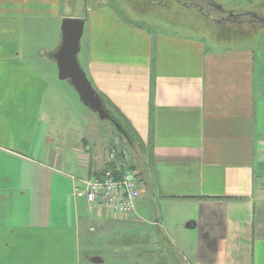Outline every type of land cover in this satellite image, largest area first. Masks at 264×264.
<instances>
[{"label":"crops","instance_id":"0c3cea01","mask_svg":"<svg viewBox=\"0 0 264 264\" xmlns=\"http://www.w3.org/2000/svg\"><path fill=\"white\" fill-rule=\"evenodd\" d=\"M66 7L0 0V264H264V50L161 11L144 27L117 4ZM65 18L85 20L79 63L138 145L129 217L75 195L126 141L58 78ZM62 102L82 121L52 135L45 113Z\"/></svg>","mask_w":264,"mask_h":264},{"label":"rangeland","instance_id":"374dc122","mask_svg":"<svg viewBox=\"0 0 264 264\" xmlns=\"http://www.w3.org/2000/svg\"><path fill=\"white\" fill-rule=\"evenodd\" d=\"M121 4L115 2L117 7L121 6L120 9H123L124 13H135L132 16L123 15V18L128 21L129 19H133L135 17V22H139V25L148 27L149 23L148 20L151 18L153 20L152 14L149 13V8L151 12L162 10V13L170 15L167 18V21L175 22V19L180 20H187L188 22L196 23L197 27H189L194 28L197 33H205L209 39H217L223 44L225 42H234L236 39L233 38L235 35H242V36H251V40L247 42V40L241 42L243 44H249L253 47V50H264V31H260L262 27H260V13H263L262 7L260 4V0H243V1H226V0H153L154 2H149V8L145 2L139 0H122ZM144 1V0H143ZM65 5L68 7L65 8L64 12H68L69 14H76L81 15L83 14L84 10L81 4L74 3L71 0H64ZM72 4V6H71ZM71 7V8H69ZM169 10L172 13H169ZM121 11V12H123ZM139 13V16H138ZM202 16H201V15ZM150 15V16H149ZM263 15V14H262ZM202 17V18H200ZM158 20L162 19L157 17ZM164 19V18H163ZM147 22V23H146ZM228 23H235L238 24L237 27H228ZM221 25H226L227 28L231 29L228 35L222 36L220 32L224 27H220ZM230 26V25H229ZM161 27V26H157ZM247 27V28H244ZM188 28V29H189ZM193 29V30H194ZM245 30H249L250 33H244ZM191 30V29H190ZM191 30V33L194 32ZM252 30V31H251ZM188 31V30H186ZM260 31V32H259ZM259 32V33H258ZM258 34V35H257ZM256 35V36H255ZM232 40V41H231ZM210 44H216V42L208 41ZM240 42V41H237ZM222 44V45H223ZM251 47V48H252ZM61 83V82H59ZM67 85V84H66ZM78 99L79 96L77 95ZM70 105L66 102H62V104L55 106H51L49 111L46 114V122L45 127L47 132L55 135V133L64 131L67 128V123L74 118V120L80 119L82 121L81 115L79 113H74L72 115L70 113ZM95 115V114H94ZM94 117H97L95 115ZM97 120L99 118L97 117ZM111 125L108 122H104ZM112 126V125H111ZM110 126V127H111ZM112 128V127H111ZM65 130H68L65 129ZM46 131V130H45ZM117 145V146H116ZM114 145L115 147H121L127 151V153H131L129 157L131 158V162L135 160V157L139 159L140 152L138 153V145L134 144L133 147H128L129 145L125 142L121 145L118 143ZM114 148V147H113ZM112 148V149H113ZM142 180V179H141ZM141 185V184H140Z\"/></svg>","mask_w":264,"mask_h":264},{"label":"built area","instance_id":"2783aa9c","mask_svg":"<svg viewBox=\"0 0 264 264\" xmlns=\"http://www.w3.org/2000/svg\"><path fill=\"white\" fill-rule=\"evenodd\" d=\"M118 157L119 163L116 162ZM111 159L116 162L113 168L82 181V186L75 188V195L86 201L91 212L104 210L118 217H129L140 197L138 174L131 169V158L126 150H113Z\"/></svg>","mask_w":264,"mask_h":264},{"label":"water","instance_id":"95a60500","mask_svg":"<svg viewBox=\"0 0 264 264\" xmlns=\"http://www.w3.org/2000/svg\"><path fill=\"white\" fill-rule=\"evenodd\" d=\"M85 20L82 18H65L61 25V44L53 54L58 68V78L69 82L77 92L82 104L100 121L109 122L122 132L120 126L109 115L103 101L79 63L81 40L84 34Z\"/></svg>","mask_w":264,"mask_h":264},{"label":"trees","instance_id":"16d2710c","mask_svg":"<svg viewBox=\"0 0 264 264\" xmlns=\"http://www.w3.org/2000/svg\"><path fill=\"white\" fill-rule=\"evenodd\" d=\"M72 1H74V3L76 2V3L81 4V6L82 5L84 6L86 4H91L93 6H100V5H104V4H110L111 5V4H116L115 2H118L119 4H121V2H123L122 0H72ZM139 1L145 2L146 0H144V1L143 0H139ZM149 2H154V1L153 0H147V2H145L146 5L148 6L147 8H149V5H150ZM70 3H71V0H70ZM119 7L121 8V6H119ZM121 10L123 11V9H121ZM155 11H153V12H155ZM160 11L162 12V10H160ZM153 12H151V14H154ZM169 13H172V12L169 10ZM122 14L123 15L125 14V15H127L129 17V15L132 16L135 13H133V12L132 13H130V12L124 13V11H123ZM157 14H159V15H157L156 17L162 18L160 20H163V17L161 16V13H157ZM135 15H137V14H135ZM138 16H139V13H138ZM128 21L139 24V22H135V17L133 19H129ZM229 25H231V27H237L238 24H229ZM118 125L120 126V128L122 130V132H120L117 129L118 132H120V134H122L124 136V139H125L126 143L131 144L133 146L132 140H131L130 136L126 133V131L124 130V128L120 124H118ZM111 168H113V166L110 164V166L108 167V169H111Z\"/></svg>","mask_w":264,"mask_h":264}]
</instances>
